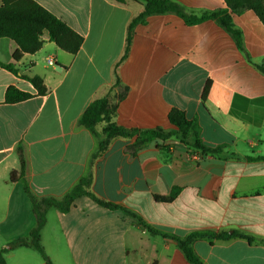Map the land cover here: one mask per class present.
<instances>
[{
	"label": "crops",
	"instance_id": "crops-1",
	"mask_svg": "<svg viewBox=\"0 0 264 264\" xmlns=\"http://www.w3.org/2000/svg\"><path fill=\"white\" fill-rule=\"evenodd\" d=\"M84 38L70 54L43 35V47L14 62L17 43L0 38V62L20 74L40 76L48 93L6 104L10 86L36 93L32 84L0 67V252L6 264H47L27 245L36 226L21 179L39 198H62L94 174L88 195L63 213L53 207L41 245L53 264H193L177 238L192 233H240L197 239L203 264H264V23L252 11L231 14L242 48L217 19L188 23L173 12L147 16L127 31L145 0H35ZM189 16L227 11L223 0H171ZM1 5V0H0ZM53 59L54 66L48 61ZM118 78V82H117ZM107 97L115 121L141 133L116 138L91 165L98 140L79 119L97 98ZM171 116L196 124L200 143L216 155L191 154L175 137L142 131L175 130ZM102 126H99L100 131ZM176 190L171 201L169 197ZM155 232L150 231V229Z\"/></svg>",
	"mask_w": 264,
	"mask_h": 264
},
{
	"label": "trees",
	"instance_id": "trees-1",
	"mask_svg": "<svg viewBox=\"0 0 264 264\" xmlns=\"http://www.w3.org/2000/svg\"><path fill=\"white\" fill-rule=\"evenodd\" d=\"M119 3H125L126 0H116ZM227 5L230 13L227 11H218L214 13H204L201 17L189 16L182 12L181 8L171 0H145L143 11L135 17L130 23L127 31L126 48L120 62H123L130 52L132 43L133 29L137 23L143 22L147 16L154 14H162L173 12L183 16L188 23H198L208 18L217 19L219 24L229 31L235 38L238 46L242 48L241 33L236 30L232 23L231 14H238L245 10H252L264 23V0H223ZM48 33L49 40L54 42L59 48L70 53L77 54L80 50L84 38L64 21L56 17L35 0H1L0 5V38H8L14 40L18 45V50L13 56V61H19L25 54H35L44 44L43 35ZM13 63L3 64L0 62V67L7 69L18 77L29 81L34 89L35 94L22 91L15 86H10L6 90L5 103L15 104L31 99L35 96H45L48 89L40 76L29 77L20 74ZM264 71V64L260 66ZM118 82V78H117ZM116 113L110 107L108 98L95 99L85 110L79 119V124L90 130L98 140V149L92 156L91 165L101 157L109 148L112 141L116 138H132L141 133L136 128H125L120 126L115 121ZM171 123L176 127L175 130L166 132L161 128L142 131L145 134H152L157 138L166 140L175 137L180 142L188 147L191 154L200 155H216L220 154L222 148L211 149L200 143L193 137L197 135L196 124L186 120L184 117L171 116ZM99 126H102L98 131ZM17 153L20 160V170H14L10 174L12 182L21 179L24 189L31 200L33 213L36 218V226L30 232L29 239H20L15 245H27L37 249L44 257L47 264H53L45 254L41 245V230L47 222V213L49 209L55 207L61 212H68L76 199L88 195L100 205L107 208H116L109 202L99 199L92 191L94 174L90 172L62 198L55 197H37L31 190L26 174V157L22 144L17 147ZM177 192L174 190L169 197H161L164 201H171L176 197ZM150 229V228H149ZM150 231L155 232L150 229ZM211 238L216 240H229L235 237L247 239L251 244L256 242L252 236L234 231L233 233L223 232L218 234H201L192 233L185 238H177L178 246L183 251L187 259L193 264H203L199 256L196 254L193 243L197 239ZM264 242V240H263ZM0 264H6L3 252H0Z\"/></svg>",
	"mask_w": 264,
	"mask_h": 264
},
{
	"label": "built area",
	"instance_id": "built-area-1",
	"mask_svg": "<svg viewBox=\"0 0 264 264\" xmlns=\"http://www.w3.org/2000/svg\"><path fill=\"white\" fill-rule=\"evenodd\" d=\"M48 64H49L50 66H54V65H55V62H54L53 59H50V60L48 61Z\"/></svg>",
	"mask_w": 264,
	"mask_h": 264
}]
</instances>
